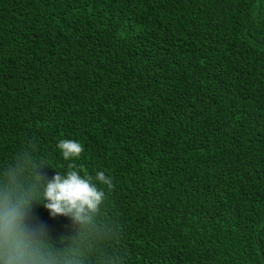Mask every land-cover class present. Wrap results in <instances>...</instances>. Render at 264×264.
Masks as SVG:
<instances>
[{"label": "trees", "instance_id": "16d2710c", "mask_svg": "<svg viewBox=\"0 0 264 264\" xmlns=\"http://www.w3.org/2000/svg\"><path fill=\"white\" fill-rule=\"evenodd\" d=\"M63 139L113 189L85 226L33 202L54 252L264 264V0H0V171Z\"/></svg>", "mask_w": 264, "mask_h": 264}, {"label": "clouds", "instance_id": "9594fccd", "mask_svg": "<svg viewBox=\"0 0 264 264\" xmlns=\"http://www.w3.org/2000/svg\"><path fill=\"white\" fill-rule=\"evenodd\" d=\"M56 148L68 162L67 168L47 182L37 175L39 166L32 163L30 153L0 171V264H80L54 252L47 243L46 230L27 222L32 204L41 203L52 217H68L72 223L85 226L105 199L98 184L113 189V179L103 171L93 176L78 165L85 151L79 141L63 139Z\"/></svg>", "mask_w": 264, "mask_h": 264}]
</instances>
